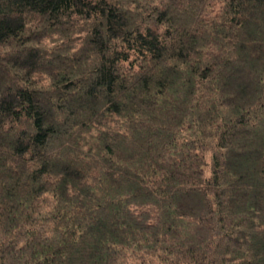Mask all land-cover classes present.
<instances>
[{
  "label": "trees",
  "instance_id": "trees-1",
  "mask_svg": "<svg viewBox=\"0 0 264 264\" xmlns=\"http://www.w3.org/2000/svg\"><path fill=\"white\" fill-rule=\"evenodd\" d=\"M0 264H264V0H0Z\"/></svg>",
  "mask_w": 264,
  "mask_h": 264
},
{
  "label": "rangeland",
  "instance_id": "rangeland-1",
  "mask_svg": "<svg viewBox=\"0 0 264 264\" xmlns=\"http://www.w3.org/2000/svg\"><path fill=\"white\" fill-rule=\"evenodd\" d=\"M241 165H242V167H244L245 166V168L247 169H250V168H252V160H247L246 162H245V160H243L242 162H241Z\"/></svg>",
  "mask_w": 264,
  "mask_h": 264
}]
</instances>
